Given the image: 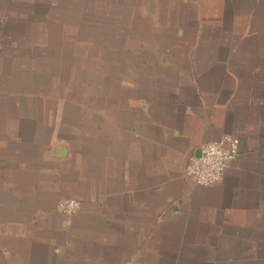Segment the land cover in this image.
Here are the masks:
<instances>
[{
	"label": "crops",
	"instance_id": "0c3cea01",
	"mask_svg": "<svg viewBox=\"0 0 264 264\" xmlns=\"http://www.w3.org/2000/svg\"><path fill=\"white\" fill-rule=\"evenodd\" d=\"M0 264H264V0H0Z\"/></svg>",
	"mask_w": 264,
	"mask_h": 264
},
{
	"label": "built area",
	"instance_id": "2783aa9c",
	"mask_svg": "<svg viewBox=\"0 0 264 264\" xmlns=\"http://www.w3.org/2000/svg\"><path fill=\"white\" fill-rule=\"evenodd\" d=\"M238 141L226 135L220 140L203 144L200 155L190 160L186 176L196 185L210 187L221 182L225 170L238 155ZM81 203L66 199L60 205L64 216L70 218L80 209Z\"/></svg>",
	"mask_w": 264,
	"mask_h": 264
},
{
	"label": "water",
	"instance_id": "95a60500",
	"mask_svg": "<svg viewBox=\"0 0 264 264\" xmlns=\"http://www.w3.org/2000/svg\"><path fill=\"white\" fill-rule=\"evenodd\" d=\"M64 151V150H63ZM60 152H62V151H60ZM60 154V153H59Z\"/></svg>",
	"mask_w": 264,
	"mask_h": 264
}]
</instances>
